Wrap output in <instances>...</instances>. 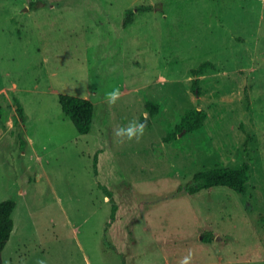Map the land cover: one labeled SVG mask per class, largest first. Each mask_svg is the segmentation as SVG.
Listing matches in <instances>:
<instances>
[{"label":"rangeland","instance_id":"374dc122","mask_svg":"<svg viewBox=\"0 0 264 264\" xmlns=\"http://www.w3.org/2000/svg\"><path fill=\"white\" fill-rule=\"evenodd\" d=\"M59 94L93 102L89 133ZM147 100L159 110L144 121ZM197 106L203 128L166 138ZM133 120L143 137L121 143L115 131ZM246 161L245 194L173 192L196 171ZM7 199L14 228L0 264H180L189 251L191 264H264V0H0Z\"/></svg>","mask_w":264,"mask_h":264},{"label":"trees","instance_id":"16d2710c","mask_svg":"<svg viewBox=\"0 0 264 264\" xmlns=\"http://www.w3.org/2000/svg\"><path fill=\"white\" fill-rule=\"evenodd\" d=\"M137 10H145L143 7L137 8ZM135 11L129 9L125 13L123 23L125 25L130 24L133 21ZM209 63L204 62L198 66V68L192 70V91L198 89L199 74L207 67ZM58 100L63 113L70 118L76 131L79 134H87L91 131L94 120L95 106L90 99L82 98L78 96H72L67 94H59ZM145 109L150 117H155L159 110V104L151 100L145 102ZM16 112L23 118V109L17 104ZM207 119V112L200 106L187 109L181 117L178 124L168 132V139L176 138L182 131L193 132L203 128L204 122ZM94 161L97 162V155L94 157ZM249 162H244L238 168L215 166L207 170L196 171L191 179L184 185H178L173 192L182 196L184 194H196L202 190H208L213 187H227L239 194H245L247 187L246 184L249 179ZM106 196L109 198L112 204V215L115 217L116 204L114 203L113 194L104 188ZM172 192V193H173ZM15 208V202L7 199L0 202V251L4 248L8 242L12 230L14 228V222L12 219V212ZM202 239L205 242H210L214 238L213 232H206L202 235Z\"/></svg>","mask_w":264,"mask_h":264},{"label":"clouds","instance_id":"9594fccd","mask_svg":"<svg viewBox=\"0 0 264 264\" xmlns=\"http://www.w3.org/2000/svg\"><path fill=\"white\" fill-rule=\"evenodd\" d=\"M161 79H164V77H161ZM121 92L120 89L113 88L111 91H108L105 95V101L109 105H115L116 102L120 99ZM86 98V97H85ZM143 120H148V112L145 110L143 112ZM147 127V124L145 122H141L140 120H133L130 121L127 126H120L115 131V136L119 138L120 142L123 143L125 138L127 141L131 142L132 140H136V142H139L140 139L143 137L145 129ZM192 261V252L189 251L188 255L185 256L180 264H191ZM38 264H44V261H39Z\"/></svg>","mask_w":264,"mask_h":264}]
</instances>
